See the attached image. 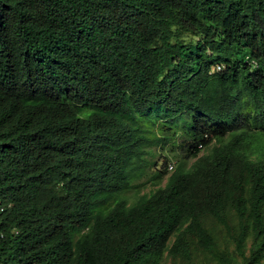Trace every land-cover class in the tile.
<instances>
[{
    "label": "trees",
    "instance_id": "16d2710c",
    "mask_svg": "<svg viewBox=\"0 0 264 264\" xmlns=\"http://www.w3.org/2000/svg\"><path fill=\"white\" fill-rule=\"evenodd\" d=\"M0 264H264V0H0Z\"/></svg>",
    "mask_w": 264,
    "mask_h": 264
},
{
    "label": "rangeland",
    "instance_id": "374dc122",
    "mask_svg": "<svg viewBox=\"0 0 264 264\" xmlns=\"http://www.w3.org/2000/svg\"><path fill=\"white\" fill-rule=\"evenodd\" d=\"M173 150L170 149V146H168L166 149L162 150V154H160L159 157H157L158 160H156V162L158 163V165H161L163 163V160H164V157L161 156V155H166L167 159H166V164L168 165V163H171L173 164L174 166L176 165V162H175V158H174V153L172 152ZM173 170L172 169H168V173H170L171 171ZM149 190H151V185L148 184L147 186H145L142 190V192H149ZM141 192V193H142Z\"/></svg>",
    "mask_w": 264,
    "mask_h": 264
},
{
    "label": "clouds",
    "instance_id": "9594fccd",
    "mask_svg": "<svg viewBox=\"0 0 264 264\" xmlns=\"http://www.w3.org/2000/svg\"><path fill=\"white\" fill-rule=\"evenodd\" d=\"M173 166H174L173 164H171V163H168V165H167V168H168V169H172V168H173Z\"/></svg>",
    "mask_w": 264,
    "mask_h": 264
},
{
    "label": "built area",
    "instance_id": "2783aa9c",
    "mask_svg": "<svg viewBox=\"0 0 264 264\" xmlns=\"http://www.w3.org/2000/svg\"><path fill=\"white\" fill-rule=\"evenodd\" d=\"M217 68H220L219 65L217 66Z\"/></svg>",
    "mask_w": 264,
    "mask_h": 264
}]
</instances>
